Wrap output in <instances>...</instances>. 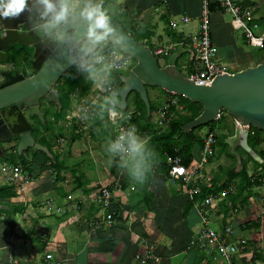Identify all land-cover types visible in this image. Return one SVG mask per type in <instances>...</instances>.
<instances>
[{
	"label": "crops",
	"instance_id": "obj_1",
	"mask_svg": "<svg viewBox=\"0 0 264 264\" xmlns=\"http://www.w3.org/2000/svg\"><path fill=\"white\" fill-rule=\"evenodd\" d=\"M110 6L114 9L110 16L124 19V14H127V17L146 24L154 31L149 44L155 46V52L161 50L162 41L168 40L162 35L166 28L174 32L176 30L171 29V24L177 27L180 24V31L184 34L180 31L174 33L184 37L181 20L187 17L197 21L200 12V0H113ZM222 13L213 12L210 18ZM222 24L224 22L220 20L210 19V31L215 28L221 33ZM218 37L222 36L219 34ZM228 43L231 45V38ZM157 94L154 90L148 91L152 103L158 99ZM75 105L70 107L67 115ZM53 114L49 113L50 122ZM65 120L66 117L57 124L52 122L58 131L63 132L58 136V142L69 138V147L72 138L77 136L76 144L86 150V156L75 159L76 154L66 165L64 152L57 150L50 136L43 134L38 139L34 138L35 143L38 141L50 146L61 165V172L57 175L58 169L53 167V162L37 154L29 167L31 180L13 185L16 197L0 199V242L7 246L0 245V264H219L213 248L202 251L190 246L191 240L203 228L198 209L202 202L192 203V197L198 194L201 183L218 186L233 178L241 168V161L246 163L248 175H253L256 169L245 155H241V147H235V155L229 154L227 149L233 158L222 153L215 164L213 156L205 165L202 178L188 186L157 173L152 167L146 190L132 179L126 189L114 192L116 205L113 209L118 210L115 223L111 228L96 230L94 222L102 216L96 201L98 189L113 186L127 174L120 167L108 169L103 164L101 153L93 155L90 139L97 131L91 130L92 122L78 133L76 126ZM221 125V129L230 130L233 121L225 119ZM223 134L222 131L220 136ZM25 152V157L30 159L32 153ZM56 152L62 154L61 157ZM114 159L115 156L112 157L115 163ZM1 160L0 169L4 165L7 167L8 164ZM259 171L256 170L257 173ZM2 182L0 188L9 186L5 179ZM237 183L238 179L231 183L233 192ZM223 193L212 196L213 206L205 211L210 226L217 231L230 227L235 239L247 240L255 248V254L239 255L237 262L253 260L258 264L264 263V184L252 188L233 204L224 200ZM187 205L191 207L186 209ZM55 209L60 213H55ZM7 218L8 223H5ZM10 225L14 226L12 230ZM251 225L256 226L251 228ZM147 246L159 257L158 263L141 262L140 255Z\"/></svg>",
	"mask_w": 264,
	"mask_h": 264
},
{
	"label": "water",
	"instance_id": "obj_2",
	"mask_svg": "<svg viewBox=\"0 0 264 264\" xmlns=\"http://www.w3.org/2000/svg\"><path fill=\"white\" fill-rule=\"evenodd\" d=\"M257 4L259 6L257 16L264 20V0H257ZM111 20L116 33L111 38L106 37L107 41L116 50L135 61L128 76L119 75L123 84L120 105L116 106L119 111L126 110L128 96L135 93L144 104L148 117L150 104L147 88H159L168 94L178 95L201 105V114L181 128V131L187 134L215 122L219 118V112L225 110L239 126L234 130V135L226 140L228 153L235 155V147L238 145L252 159L262 162L247 144L246 128L253 127L264 132V62L235 73L216 76L209 86H197L176 66L177 60L188 53L182 45L175 49L161 67L155 53L143 42L133 40L120 23ZM64 31L71 34L72 43L75 44L86 32H90V27L87 21L77 18L72 20ZM114 41L124 43L117 47ZM127 41L131 43L128 44ZM15 46L30 49L31 55L26 68L12 67L9 71L0 72V77L3 79L0 84V143H7L15 138L18 156L32 149L50 157L47 148L38 145L32 138V128L24 113L28 112L30 117L43 121L44 114L40 111L41 102L46 100L59 105L54 86L69 69L76 65L66 64L63 71H58L54 65L49 64L52 50L40 43L38 36L32 30L27 10L17 17H0V65L8 63L7 51ZM56 46L62 47L71 55H78L83 48L81 45V48L69 51V45L60 42H56ZM122 48L130 54H125ZM29 72L34 74L29 77ZM82 72L83 70L78 68L77 78Z\"/></svg>",
	"mask_w": 264,
	"mask_h": 264
},
{
	"label": "trees",
	"instance_id": "obj_3",
	"mask_svg": "<svg viewBox=\"0 0 264 264\" xmlns=\"http://www.w3.org/2000/svg\"><path fill=\"white\" fill-rule=\"evenodd\" d=\"M113 0H100V2L103 5L104 11L108 6L112 3ZM106 12V11H105ZM213 12H223V10L219 9L217 6L211 7V13ZM110 16V15H109ZM111 17V16H110ZM113 17V16H112ZM111 17V19H112ZM119 22V21H118ZM260 24L264 25V20L259 21ZM120 25L124 28L125 32L136 42H143L147 48H149L152 52L153 49L150 48L149 42L154 37V31L147 26L144 23L135 21L131 19L130 17H127V14H124V19L120 20ZM213 34L210 31V38L211 42L213 41ZM168 36L170 38V42L177 45L176 48L181 44L185 48L186 40L174 32H168ZM110 50H115V48L109 44L107 39L105 38L103 41L100 42L99 47L97 49V52L100 53H106ZM8 56L9 60L8 63L4 65H8L9 67H20V64L27 65V62L31 55V50L25 47H19L15 46L8 50ZM258 51L260 52L259 58L261 60L255 64H261L264 62V49H261ZM173 52L170 51L169 54L164 56V61L166 62L167 59L170 57V55ZM156 59L157 56H155ZM135 65V64H134ZM133 65V66H134ZM177 65V63H176ZM192 62H189V67L187 68V74L186 77H188L190 74L195 73V71L191 70ZM245 68H248V66H245ZM243 68V69H245ZM78 68L77 66L72 67L69 69L62 77L58 80V82L55 84V90L56 94L59 100V105H56L55 103L44 101L41 104V112H43V124H40L38 118H33L37 124L33 126L32 129V135L33 132L40 133L41 135H49L51 132V125L52 122L56 123L59 120H63L67 113L70 110L71 107V95L79 89V84L83 77L87 74L85 72H82V74L77 78ZM118 75L119 74H113L111 75V80L115 83V89L119 88L122 90L123 84L121 83ZM2 78L0 77V83L2 82ZM116 83L118 84L116 86ZM92 83H86L84 87L80 89V93L77 96L76 102L77 104L80 102L81 99H84L90 89H91ZM148 89V88H147ZM164 97H165V104L168 106V112L169 114H172L174 117L165 125L164 128L160 129L157 125V106L152 103L149 99L150 104V114L147 117L146 116V109L142 101L140 100V97L132 93L127 98V111L129 109H134L135 113H138L139 115L135 118V121L132 122V125H135V127L138 129V132L141 136H143L146 140L145 142L148 144V146L154 151L155 156L151 157L152 161L154 162L153 168L157 173L166 175L168 177V171L169 166L167 165L168 159H174V158H180L182 160L183 165L187 166L191 163L193 158V148L195 146L201 147L202 140L204 136L207 133H214L215 128L218 126V124L222 123V116L220 115L219 118L215 122H211L206 126L199 127L197 129H194L190 131L189 133H183L181 131L182 126H184L186 123L194 120L197 118L201 112L202 107L199 104L192 103L189 100L185 99L184 97L178 96V95H172L168 94L165 91L161 90ZM148 94V90H147ZM173 98L177 99V103L179 106H181V111H177L174 106H171V101ZM55 108L52 122L48 121V115L50 112V108ZM111 108V106L107 105L104 102H101L97 104L94 108L95 117L92 121L91 130L97 131V134L99 135V139L104 140L108 142L110 139H113V127L110 124V122L107 119V109ZM115 110L119 111L116 107H114ZM224 112V110H223ZM51 125H50V124ZM203 128L208 129V132L205 133L204 136L199 135L198 133L201 132ZM63 135L62 131H58V136ZM233 136V131L229 133V137ZM77 136H74L72 138L73 140H76ZM216 139V136H215ZM227 137H221L220 143H222V149L225 155L229 158L231 157L227 153L228 146L225 143V140ZM37 141V140H36ZM219 141V140H218ZM216 140V143L218 142ZM37 143H39L37 141ZM43 146H45L49 152V156H47L44 153L40 152H34L31 149H28L27 152H31V158L27 159L25 157V153H22L20 156L16 153V147L12 149L13 153L7 154V158L2 159L1 162L8 164L10 166H21L25 172H27L30 175V163L35 158L37 154H41L44 156V158L47 161L53 162V167L55 166L57 170V175L61 172V165L58 162V158L52 153L50 146L39 143ZM247 144L252 149V151L259 157V159L262 161V163H258L252 157L247 154L246 152L242 151L241 155L244 154L246 158L254 165L255 169H260V171L257 173L256 177L253 174L252 176L248 175L246 163L241 161V168L238 173L233 175V178L227 179L224 183L220 185H214L211 183H201L199 184V192L197 195L192 197V203L194 202H203L207 197L209 196H217L218 194L222 193L223 191H228L231 189V183H233L234 179H238V183L234 188V192L227 193L225 195L224 200L229 201L232 204L235 203L237 200L242 198L245 193H249L252 188L256 186L262 185L261 180L264 179V132L258 131L253 127H249L248 133H247ZM116 165L114 168L119 169L118 166V160L115 157L114 159ZM255 170V172H256ZM150 174V172H149ZM149 174L148 178L144 183H142L141 187L143 190H146L147 188V182L149 180ZM132 178L130 176H126L125 178H122L119 182L120 189L123 190L127 188ZM112 187V186H111ZM109 187V189L111 188ZM233 190V188H232ZM16 197L15 188L13 185L9 186H3L0 190V199H10ZM191 205H187L186 209H189ZM14 213V210L12 211ZM116 211H114V223L116 219ZM8 219L4 221L5 223H8ZM256 225H251V228H254ZM14 226L10 225L9 229H13Z\"/></svg>",
	"mask_w": 264,
	"mask_h": 264
},
{
	"label": "built area",
	"instance_id": "obj_4",
	"mask_svg": "<svg viewBox=\"0 0 264 264\" xmlns=\"http://www.w3.org/2000/svg\"><path fill=\"white\" fill-rule=\"evenodd\" d=\"M213 5L230 16L232 29L241 33V37L248 47L259 50L264 49V30L261 28L259 22L261 19L257 16V0H200V12L197 17L196 29L183 38L186 40L185 49L188 50L190 56L189 62H192L191 70L195 71V73L190 74L187 78L193 80L195 85L201 87L209 86L216 76L229 74L226 67L218 60V50L210 38V15ZM190 23V18L184 17L181 20L182 26L189 25ZM171 27L172 30H176L177 25L172 23ZM182 33L180 31V34ZM176 46L174 45L175 48ZM98 54L104 58L105 63H109L114 57L119 56L122 67L111 69L110 75L106 80L95 79L92 82L88 95L84 99H81L75 105L74 110L66 116L65 121L70 125L74 124L78 133L85 130L93 121L95 106L104 102L110 91L115 89V83L111 80V75L119 74L122 70L129 69L131 66V58L116 49L106 53L98 52ZM171 106H174L177 111H181V106L178 105L176 98L172 99ZM138 115L134 109H129L128 111L127 109L125 111H117L114 107L107 109V119L113 127L112 138H115L119 134L121 128H127L132 125V122L135 121ZM84 116L88 118L83 119L82 117ZM172 118L173 115L169 114L168 106H164L158 112L157 125L162 129ZM236 127L239 128L238 124H236ZM246 130L248 133L249 128H246ZM215 145V134L207 133L202 140L201 147L193 148V158L189 165H183L180 158L168 159V177L174 181H181L184 186H188L191 182L201 179V173L205 165L213 157ZM116 158L119 160L118 157ZM10 171H7L5 165L0 169V175L4 176L6 183L9 185L31 180V176L21 166H13ZM261 183L264 184V179L261 180ZM119 190V182L114 183L110 189L109 187L98 189L96 201L100 205L104 215L94 222V229H107L114 223V212L110 210L116 205L114 192ZM232 192L231 188L223 194L226 195ZM213 202V197L209 196L199 205V215L203 228L198 236L191 240L190 245H195V247L202 251L214 247L218 254L216 256L222 261L221 264H255L249 260L246 262L236 261V257L239 255L246 254L250 256L255 254V248L249 245L247 240L235 239V235H233L230 227H226L223 231H217L210 226L205 211L213 206ZM55 213L59 214L60 210L55 209ZM144 250L146 253H151V255L154 253L152 248L148 246ZM47 258L50 259L51 256H47ZM141 259L142 263H145L148 259H152L154 262L158 261L157 257L147 254L142 256Z\"/></svg>",
	"mask_w": 264,
	"mask_h": 264
},
{
	"label": "clouds",
	"instance_id": "obj_5",
	"mask_svg": "<svg viewBox=\"0 0 264 264\" xmlns=\"http://www.w3.org/2000/svg\"><path fill=\"white\" fill-rule=\"evenodd\" d=\"M25 10L29 13L32 30L40 43L52 50L49 64L54 65L58 71H63L66 64H75L90 78L106 80L111 69L122 67L119 56L105 63L104 58L97 52L99 43L116 33L111 17L104 11L100 0H0V17H17ZM77 18L88 22L90 32H86L78 43L73 44L71 34L64 29ZM56 42L67 43L69 51L81 48V45L83 48L78 55H71L62 47H57ZM114 43L120 47L124 42ZM121 50L130 54L124 48ZM120 97L121 90L112 89L105 98V103L116 107L120 105ZM106 150L119 158L118 166L135 182L142 184L146 181L154 164L151 157L155 153L140 136L135 125L121 128L119 134L107 142ZM0 245L7 248L2 242Z\"/></svg>",
	"mask_w": 264,
	"mask_h": 264
},
{
	"label": "rangeland",
	"instance_id": "obj_6",
	"mask_svg": "<svg viewBox=\"0 0 264 264\" xmlns=\"http://www.w3.org/2000/svg\"><path fill=\"white\" fill-rule=\"evenodd\" d=\"M113 6H108V9L106 8V13L108 15H110V12H113ZM112 17V16H111ZM112 19H114L115 21H119L122 20L121 17H118V16H113ZM211 20H220L222 22H224V24H222L221 27H224L222 28V32L219 33V31L214 28L213 30L211 29V33L213 34V38L216 40L215 41V46L216 48L218 49V60L220 61V63H222L227 71L229 73H235V72H238V71H241L243 70V68H245V66H248V67H254L255 64L257 62H259L261 60V58H259L260 56V52L258 51V49L256 48H251V47H248L246 45V43L244 42V40L242 39L241 37V33L238 32V31H234L232 30V28L228 27L227 25L230 26V16L227 14V13H222V14H214L211 16L210 18ZM118 22V23H119ZM197 24V21L196 19H191V23L189 25H186L183 27L184 31H185V34H189V33H192L194 32V27L195 25ZM227 27V28H226ZM180 28H181V25L179 24V26L177 27L176 31H174L175 33H177L178 31H180ZM261 28L264 30V25L262 24L261 25ZM165 30H167L165 32ZM164 31H163V36H166V38L168 40H165L164 43L161 42V50L160 51H157L155 52L154 51V47L153 45L149 44L150 48L153 49V53H155V56H157V60L159 62V65L161 67H163L165 65V61H164V56L169 54V51H172L174 52L175 51V47H174V44L170 42V38H168V32H170L171 30L168 28H166ZM173 32V31H171ZM167 34V35H166ZM220 34V37L219 36ZM217 38H219V40H217ZM231 38V45L228 43L229 40ZM213 39V40H214ZM169 41V42H168ZM225 41H228V42H225ZM170 46V47H169ZM135 64V61L133 59H131V66L129 69H125V70H122L120 73L122 74V76H128L129 75V71L130 69L133 67V65ZM177 68L178 70L186 77V74L185 72H187V68L189 67V55L187 53L183 54L178 60H177ZM184 68V69H183ZM5 69V65H2L0 66V72L3 71ZM28 74H31V72H29ZM95 79L93 78H90L88 76V74H86L83 79L81 80L80 84H79V89L76 90L72 95H71V107L72 105H75L76 103V99H77V96L78 94L80 93V89L82 87H84L86 85V83H92L94 82ZM118 84L116 83V86ZM148 91H151V90H154L155 92H157V100L154 102V104L157 106V111L160 112L161 111V108L166 106L164 105L165 104V97L161 91V89L159 88H148L147 89ZM42 109V108H41ZM40 109V111H41ZM55 111V108H50V112L49 113H53ZM222 116L223 120H222V123L225 121V119H232L230 116L227 115L226 111L224 110H221L219 112V116ZM44 117V116H43ZM174 117V116H173ZM31 119V117H30ZM48 121H50V115H48ZM157 119H158V116H157ZM39 120V119H38ZM233 121V125L232 127L230 128V130H223L221 129L223 125L221 124H218L219 126H217L214 130V134L216 136V140L218 141L215 145V148H214V154L213 156L215 157L214 159V162L213 164H215L217 161H218V158L222 155L223 152V149H222V143H220V140H221V137L220 134L221 132L223 131L224 134H223V137H229V133L231 131H234V129H236V124H235V121L232 119ZM40 124H43L41 120H39ZM37 124V122H36ZM50 124V123H49ZM51 125V124H50ZM220 127V128H219ZM90 131V127H89V130ZM87 131V133H88ZM208 132V129L206 128H203L201 130V136H204L205 133ZM90 134V133H89ZM41 136L40 133H35L33 132V139H38V137ZM48 138L50 136V140L53 141L54 140V145L57 146V150H60V151H63L64 152V164H70L68 160L70 159H74V155H78L76 158H84L86 156V150L80 145V144H76V140H73L71 143H70V146L68 147V143H69V138H63V140H61L60 142H58V140L60 138H58V129L56 126H54L53 124L51 125V132L49 135H47ZM67 136V135H65ZM92 140V141H91ZM98 142V144H95V142ZM92 142V144H91ZM90 148H91V151L93 153V155H96L97 152L101 153L103 156V164L106 165V167L108 169L110 168H114L115 166V163L113 162L112 160V155L109 154L106 150V144L107 142L104 141V140H101L99 139V135L95 132L92 133V136H91V139H90ZM73 147V149L71 148ZM57 153V152H56ZM57 155H59L61 157V155L59 153H57ZM244 155V154H243ZM213 157V158H214ZM70 166V165H69ZM68 166V167H69ZM11 168H13V166H10L8 165L7 166V171L8 172H11ZM254 175H257V172H254L253 173ZM2 179H4V176L0 175V184L3 183L2 182ZM235 187V185H234ZM224 197V196H223ZM225 198V197H224Z\"/></svg>",
	"mask_w": 264,
	"mask_h": 264
},
{
	"label": "flooded vegetation",
	"instance_id": "obj_7",
	"mask_svg": "<svg viewBox=\"0 0 264 264\" xmlns=\"http://www.w3.org/2000/svg\"><path fill=\"white\" fill-rule=\"evenodd\" d=\"M100 44V43H99ZM99 47V46H98ZM9 51H7V53H8ZM2 65H4V64H2ZM2 65H0V66H2ZM27 67V65H23L22 63L20 64V67L18 66L17 68H26ZM75 67V66H74ZM11 68L12 67H9L8 65H5V69L3 70V71H9V70H11ZM34 74V72H31V74H28V76L30 77L31 75H33ZM2 82H3V80H2ZM1 82V83H2ZM0 83V84H1ZM54 89H55V86H54ZM56 91V90H55ZM57 93V92H56ZM57 95V94H56ZM44 101H46V100H43L42 102H44ZM42 102H41V104H42ZM40 108H41V105H40ZM43 113V112H42ZM24 116H26V118H27V121L29 122V124L31 125V128L33 129V126H35L36 125V121L33 119V118H31L30 119V116L28 115V112H25L24 113ZM32 131V130H31ZM16 144H17V142H16V139L15 138H13L11 141H9V142H7V143H0V149H1V152H0V160L1 159H4V158H7V154H10L11 153V150L14 148V147H16ZM9 151H10V153H9ZM13 152V151H12Z\"/></svg>",
	"mask_w": 264,
	"mask_h": 264
},
{
	"label": "bare ground",
	"instance_id": "obj_8",
	"mask_svg": "<svg viewBox=\"0 0 264 264\" xmlns=\"http://www.w3.org/2000/svg\"><path fill=\"white\" fill-rule=\"evenodd\" d=\"M101 211H102V210H101ZM110 211H111V212H114V211H118V210H116V209H111ZM205 214H206V213H205ZM103 215H104V212L102 211V216H103ZM102 216H100L99 219H100ZM199 216H200V215H199ZM206 216H207V215H206ZM99 219H98V220H99ZM113 224H114V223H112V225L110 226V228L113 226ZM202 226H203V225H202ZM225 228H226V227H225ZM225 228H224V229H225ZM224 229H223V230H224ZM223 230H222V231H223ZM199 233H200V232H199ZM199 233H198V234H199ZM198 234H197L196 236H198ZM196 236H195V237H196ZM195 237H194V238H195ZM190 246H191V245H190ZM192 246H195V245H192ZM196 248H197V247H196ZM213 249H214V247H213ZM199 250H200V249H199ZM214 250H215V249H214ZM145 254H147V255H149V256H154V257H157V258H158V261H157V262H154L152 259H148L147 261H152L153 263H158L159 260H160L159 257H158L155 253H152V255H151V253H149V252L146 253V251L143 249V253H142L140 256L142 257V256H144ZM216 254H217V253H216ZM217 255H218V254H217ZM218 260H219V264H221L222 261L220 260V258H218ZM249 261H251V262H253V263H255V264H258L257 261H253V260H249ZM262 264H264V263H262Z\"/></svg>",
	"mask_w": 264,
	"mask_h": 264
}]
</instances>
